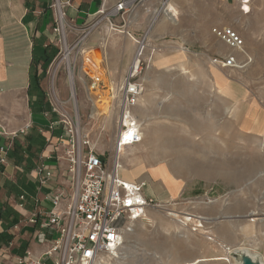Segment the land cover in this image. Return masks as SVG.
Returning <instances> with one entry per match:
<instances>
[{"label":"rangeland","instance_id":"rangeland-1","mask_svg":"<svg viewBox=\"0 0 264 264\" xmlns=\"http://www.w3.org/2000/svg\"><path fill=\"white\" fill-rule=\"evenodd\" d=\"M146 4L154 7L155 0ZM171 4L176 19L160 15L148 31L149 47L158 49L147 48L150 63L142 71L144 89L134 107L142 140L120 154V175H131L124 179L138 184L152 202L146 216L124 234L119 251L125 257L110 259L111 264H158L142 250L161 245L167 252L160 264H236L242 250L264 263V0ZM139 9L142 18L134 17L136 10L130 17L134 24H126L123 33L109 32L101 23L104 40L113 32L139 38L151 19ZM137 21L141 24L134 28ZM223 26L243 39L241 49H231L211 32ZM227 53L235 55L232 66L212 62ZM59 68L54 89L74 118L66 75ZM108 73L111 81L121 74ZM49 81L47 74V101L53 89ZM75 93L81 132L98 150L112 154L116 112L111 107L93 120L86 86L79 82Z\"/></svg>","mask_w":264,"mask_h":264},{"label":"built area","instance_id":"built-area-1","mask_svg":"<svg viewBox=\"0 0 264 264\" xmlns=\"http://www.w3.org/2000/svg\"><path fill=\"white\" fill-rule=\"evenodd\" d=\"M146 1L116 0L109 6L106 0H103L92 16L95 20L82 27L71 43L67 41V2L54 0L52 4L55 12L54 32L60 49L47 72L50 74L49 83L53 89L46 95L57 118L54 123H59L63 129L58 142L66 146L65 156L67 169L72 177V190L63 208L59 207L61 200L65 199L62 192L50 196L51 208L45 213L47 223L40 225L52 227L56 231L50 247L43 254L44 257L50 258L51 262L47 263L42 257L37 258L29 250H25L18 256L15 264H111L110 254L113 250L119 252L124 243V234L130 230L131 223L146 216L147 207L152 201L143 197L138 184L120 175V154L126 147L142 140L141 124L134 113V107L144 89L142 71L150 63L151 57L146 54L147 48L151 49V53L158 49L156 45L149 47L148 31L166 10L172 19H176V14L169 9L172 0H155L154 7L147 5ZM139 8H143L151 19L139 38L126 32L134 39L136 45L131 62L121 80L113 84L99 63L98 70L93 76H89L85 71V59L88 55L94 57L95 50V46L90 44L89 36L95 29H99L101 23L105 24L104 27L109 32H123L131 14ZM211 32L231 49L243 47V39L230 27H212ZM103 40L104 38L99 40V47H103ZM56 59L66 75L74 118L69 115L67 105L54 89V80L60 69L53 68ZM212 62L223 67L232 66L235 63V55L227 53L212 58ZM86 77L88 81L85 80ZM79 82L86 86L90 107L94 108L96 114L92 115L91 112V119L97 120L104 116L105 110L108 112L111 107L116 112L112 154L98 150L80 130L79 109L75 97L76 84ZM24 131L20 130L21 133ZM3 133L7 135L5 131ZM16 134L14 131L8 135L14 137ZM6 149L7 147L0 146V153H4ZM2 161L3 157L0 158V162ZM49 175L47 172L45 179ZM37 219V216H34L30 222L35 223ZM39 238L41 240V236Z\"/></svg>","mask_w":264,"mask_h":264},{"label":"crops","instance_id":"crops-1","mask_svg":"<svg viewBox=\"0 0 264 264\" xmlns=\"http://www.w3.org/2000/svg\"><path fill=\"white\" fill-rule=\"evenodd\" d=\"M60 1L67 2V41L71 43L103 0ZM115 1L106 3L112 6ZM53 2L0 0V146L7 147L0 153L4 158L0 162V264H15L25 250L51 262L43 254L56 231L40 225L47 223L50 196L62 192L65 199L59 207L63 208L72 190L66 146L58 142L63 129L54 123L57 118L43 89L45 76L60 49L54 32ZM137 10L134 17L141 19L142 13ZM137 22L134 28L141 24ZM132 23L129 19L126 24ZM102 32L103 28L99 29L90 44L100 48L99 65L107 77L108 72L121 73L113 81L116 83L131 62L135 41L129 35L113 32L99 47ZM21 129L25 131L21 133ZM14 131V137L8 135ZM47 172L50 175L45 179ZM34 216L38 219L32 223Z\"/></svg>","mask_w":264,"mask_h":264},{"label":"bare ground","instance_id":"bare-ground-1","mask_svg":"<svg viewBox=\"0 0 264 264\" xmlns=\"http://www.w3.org/2000/svg\"><path fill=\"white\" fill-rule=\"evenodd\" d=\"M169 9L171 10V11H173L174 10V7H173V5L172 4H170L169 5ZM169 11H165L164 13H163V15L162 16H164L167 20H172V18L167 14ZM175 14V13H174ZM177 14V13H176ZM167 15V16H166ZM107 41H105V43H106ZM100 49V48H99ZM99 49H97L95 52H94V57H92L91 55H88V56H86V68H85V71H86V73L89 75V76H93V74L98 70V63H100V61L102 60V56H101V52H100V57H99V59H97V56L99 55ZM73 94H74V91H73ZM91 112H92V115H96L95 114V111H94V108H91ZM125 151V150H124ZM122 152L121 154L122 155H124V153L125 152ZM130 155L129 154H126V157H129ZM120 168L122 169V171L124 172V169H123V166H120ZM124 178H126V179H132L131 178V175H128L127 173H124ZM174 213V212H173ZM189 219H190V217H189ZM199 222V221H198ZM245 248V247H244ZM246 249V248H245ZM143 251V253H145L146 255H149V256H153L155 259H156V261L158 262V264H160L159 263V259H163V258H165L164 256H165V253L167 252V247H165L164 245H161V247L160 248H158V249H152V250H142ZM247 251V250H246ZM120 252V251H119ZM117 252V251H115V250H113L112 252H111V254H110V259L111 260H118L119 261V259H122V258H124L125 257V255L123 254V252ZM247 253L248 254H250V256H251V254H253V253H250L249 251H247ZM218 255V254H217ZM213 260H218V259H222V257L221 256H212L211 257ZM196 260V259H195ZM162 261V260H161ZM198 261V260H197ZM175 264H193V263H191V262H182V263H175ZM236 264H241V263H239V262H237Z\"/></svg>","mask_w":264,"mask_h":264},{"label":"water","instance_id":"water-1","mask_svg":"<svg viewBox=\"0 0 264 264\" xmlns=\"http://www.w3.org/2000/svg\"><path fill=\"white\" fill-rule=\"evenodd\" d=\"M237 261L241 264H264L259 259L253 257V255L250 256L246 250L240 251Z\"/></svg>","mask_w":264,"mask_h":264},{"label":"snow or ice","instance_id":"snow-or-ice-1","mask_svg":"<svg viewBox=\"0 0 264 264\" xmlns=\"http://www.w3.org/2000/svg\"><path fill=\"white\" fill-rule=\"evenodd\" d=\"M129 135L131 136L132 134L130 133ZM129 203H131V201H129Z\"/></svg>","mask_w":264,"mask_h":264}]
</instances>
